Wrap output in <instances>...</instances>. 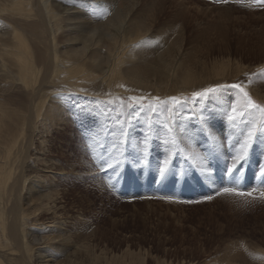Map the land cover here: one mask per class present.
<instances>
[{"label":"rangeland","instance_id":"374dc122","mask_svg":"<svg viewBox=\"0 0 264 264\" xmlns=\"http://www.w3.org/2000/svg\"><path fill=\"white\" fill-rule=\"evenodd\" d=\"M114 2L124 9L107 16L113 18L110 26L127 30L116 36L128 37L139 25L147 30L139 42L134 35L127 42L134 47L124 52L122 46L110 57L123 58V91L107 84L108 64L100 62L110 45L106 27L99 32L101 59L92 76L81 61L61 60L54 78L46 51L49 77L40 79L36 70L32 89L0 71V105L17 116L6 120L25 131L16 135L10 152L23 193L12 191L3 207L12 230H18L14 215L17 205L22 207V230L32 247L28 257L23 238H10L0 259L5 264H261L264 114L232 85L264 106V2ZM3 14L0 20L11 18L21 28L42 69L37 53L46 32L40 21ZM143 73L149 76L140 82L137 75ZM71 84L85 95L69 97L63 121L41 129L35 116L42 100L53 92L47 104L53 112ZM196 92L205 94L195 97ZM54 94L61 95L52 101ZM239 156L246 158L232 168ZM110 168L130 174L107 173Z\"/></svg>","mask_w":264,"mask_h":264},{"label":"bare ground","instance_id":"6f19581e","mask_svg":"<svg viewBox=\"0 0 264 264\" xmlns=\"http://www.w3.org/2000/svg\"><path fill=\"white\" fill-rule=\"evenodd\" d=\"M114 1L115 0H0L1 15L6 12L7 15L9 14V17L15 15L23 18L26 22L31 19L32 22L40 21V24L46 32L45 44L42 49H40V53H37L38 61L42 64L41 69V66L35 62L34 56L32 55V49L25 35L19 33V29L21 28L19 26H15V24L12 23L13 20H11V18L7 19L9 23L7 21L0 20V71L5 74L6 77H9L16 82H20L26 88L32 89L33 86L38 83V81H36V70H38L41 74L40 79H42L45 73L46 76L49 77L50 71L47 70V63L43 57V53L46 51L49 54V64L56 68L54 70V78H57V73L60 71L58 67L62 64L61 60L66 65L67 62L76 63L77 61H81L87 66L92 76L93 70L97 68V63L95 64V61L101 59L98 58L100 57L98 47H100L103 39L101 37L99 38V32L102 27H106L108 28L109 33L107 34L106 32L107 36L105 38L110 41V45L106 48V57L101 59L100 62L108 64V71L105 72L108 82L107 84L111 85L112 89H116L117 87L119 89L123 88L121 86L123 84V58L113 60L110 57L112 55L115 56L116 50L122 46L124 52L127 47H129V49L134 47V45L127 42L131 41L133 35L136 36V41H138V37H144L147 30L139 25V30L137 31V29L134 30L132 28L133 32L130 33V36L128 37L116 36L120 33L127 35V30L119 29L118 31H114L115 29H112L110 26V22L113 18L108 20L107 16H111L117 8L119 9V12L124 9H122L121 6H118V4L116 5ZM112 5H114V7ZM132 9L133 8L131 7L128 8L126 16L131 13ZM35 29L36 27L34 30ZM112 30L113 32L110 33ZM111 46H113V50L110 49ZM130 52L131 51L128 50L127 54L129 55ZM134 54L136 55V53ZM132 55H130V58L133 57ZM83 64L82 71L85 73V67ZM69 66L74 68V65ZM160 73H158V75ZM132 75V77H126L125 80L128 81L131 78L136 77L135 73ZM62 76L63 74H61L59 78ZM148 76L149 74L143 73L141 76L137 75V78L141 82L145 81ZM115 77L120 78L116 80ZM184 80L186 81L187 79ZM94 86L96 87L97 84H94ZM121 90L123 91V89ZM67 92H69V94L64 95L66 97L64 100L61 98L59 99V104L55 107L53 112H50V107L47 105L50 103L48 102V96L53 92H49L46 99L42 100V106L35 116L39 125L42 126L41 129H43L44 126V130H46L49 128L50 123L56 119L60 121L62 120L61 116L63 113L61 111L64 110L63 108H65V105L72 102L69 100V97L77 96L78 93L85 95V92H82L80 88L74 84H71L70 87L67 88ZM176 92L179 91L177 90ZM181 92L183 91H180V93ZM60 95L61 94H54L52 101L57 99ZM156 95L153 94V96ZM31 100L33 103L34 98L31 97ZM71 104H69L70 107ZM31 108L34 109V106L32 105ZM68 110L72 111L71 108ZM11 117L17 116L8 112L4 107H2V105H0V138L3 139L0 141V226L3 228L0 233V250H3L5 246H8L13 241L9 240L10 238L14 239L17 236H21L23 238L22 248L28 257H30L32 247L28 245L29 242L26 237L27 231L24 232L22 230V221L26 214L21 212L23 210L22 207L20 208V206L17 205L18 208L15 210L14 217H17L16 225L18 230H12L11 226L9 227L7 224V211L6 208L3 207L7 204L6 202L9 201L12 191H16V195L18 194L19 196L23 193H21V190L18 188V179L16 178L17 180H15L14 178L15 169L12 168L10 152H12V148L17 143L15 138L16 135L20 137L25 131L23 127L15 124L11 120H6ZM28 118L29 116L25 118H18V121H26ZM48 119L50 122H47ZM11 123L14 124V127H12ZM29 123L33 124L31 118L29 119ZM17 198L18 197H16V200ZM7 228L8 238L4 236ZM261 262V264H264V261ZM0 264L5 263L0 259ZM224 264L231 263L227 262Z\"/></svg>","mask_w":264,"mask_h":264},{"label":"snow or ice","instance_id":"6c2138e0","mask_svg":"<svg viewBox=\"0 0 264 264\" xmlns=\"http://www.w3.org/2000/svg\"><path fill=\"white\" fill-rule=\"evenodd\" d=\"M261 2H264V0H261ZM232 87H234V88H239V89L243 92L244 96L248 98V103H249V105H250L251 107H254V108H258V109H260L261 113L264 114V106H260V105L256 104L254 101H252L251 98L249 97L247 91H244V89H243L240 85H238V84H237V85H232ZM211 91H213V89H206V90H205V92H211ZM204 94H205L204 92H196V93H193V95H194L195 97H199V96H202V95H204ZM131 99H132L133 101H136L138 98H137V97H132ZM139 99L142 100L143 98H139ZM156 99L159 100V98H156ZM169 99H171V100L176 101L177 103H179L178 98H176V97H171V98H169ZM253 135H254V133L250 132V133H249V138H251ZM246 146H247V145H246ZM245 158H246L245 156H239V157H237V158L233 161V163H232V168H235V167L237 166V163H238L239 161H242V160L245 159ZM165 163H166V162H165ZM232 168L228 169V171L231 172V171H232ZM161 171L163 172V169H161ZM261 174L264 175V170L261 171ZM224 191H225V192H231L232 189L225 188ZM262 195H264V194H262ZM209 198H210V197H209Z\"/></svg>","mask_w":264,"mask_h":264},{"label":"trees","instance_id":"16d2710c","mask_svg":"<svg viewBox=\"0 0 264 264\" xmlns=\"http://www.w3.org/2000/svg\"><path fill=\"white\" fill-rule=\"evenodd\" d=\"M116 167V166H115ZM118 167V166H117ZM108 172H113V173H115V174H120L122 177L123 176H127L128 174H130V170L129 169H127V168H124V171L123 172H119L116 168H110V169H108L107 170V173Z\"/></svg>","mask_w":264,"mask_h":264}]
</instances>
